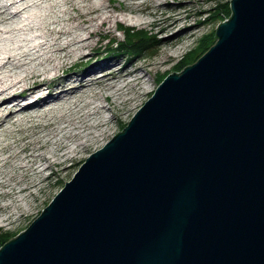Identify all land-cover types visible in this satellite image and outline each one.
Listing matches in <instances>:
<instances>
[{
	"label": "water",
	"instance_id": "95a60500",
	"mask_svg": "<svg viewBox=\"0 0 264 264\" xmlns=\"http://www.w3.org/2000/svg\"><path fill=\"white\" fill-rule=\"evenodd\" d=\"M229 7L0 264H264V0Z\"/></svg>",
	"mask_w": 264,
	"mask_h": 264
},
{
	"label": "bare ground",
	"instance_id": "6f19581e",
	"mask_svg": "<svg viewBox=\"0 0 264 264\" xmlns=\"http://www.w3.org/2000/svg\"><path fill=\"white\" fill-rule=\"evenodd\" d=\"M124 1L121 10L132 13L129 18L114 13L109 0H0V198L9 200L0 204V221L7 219L4 211L10 204H14L11 210L18 211L14 208L19 204L12 200L24 201L32 194L31 187L43 190L48 177L39 176L45 169L77 159L92 144L91 139L100 138L110 122L104 113L113 102L120 104L118 117L126 112L122 105L133 101L128 87L135 83L130 81L139 79L142 88L149 89V78L137 67H121L122 60L114 53L113 57L96 54L93 36L98 35V42L111 34V22L120 16L133 24L154 27L149 35L155 38L177 24L187 33L198 24L189 21L190 5L206 0H173L176 5L170 6L168 0ZM153 5L169 8L173 18L159 24V19L166 20L171 14L162 11L160 17L150 12ZM98 126L100 132L91 134ZM14 127L28 132L11 141L7 136ZM18 139L23 143L16 151L13 147ZM14 158L18 163L11 167L21 171L20 177L7 168ZM29 207L24 205L26 211Z\"/></svg>",
	"mask_w": 264,
	"mask_h": 264
},
{
	"label": "rangeland",
	"instance_id": "374dc122",
	"mask_svg": "<svg viewBox=\"0 0 264 264\" xmlns=\"http://www.w3.org/2000/svg\"><path fill=\"white\" fill-rule=\"evenodd\" d=\"M153 1L156 2L155 0ZM168 1H169L168 2L169 6L176 5L175 1L173 0H168ZM124 2H125L124 0H109L108 6L109 8L115 7L114 9H112L114 13H119L122 15L126 14L125 16L129 18L130 15H133V14L127 12L125 9L124 11L121 10V8L124 7ZM229 2L230 0H206L202 2L201 4L197 2L196 4L193 3L192 5H190V8L188 10L191 13V15H189V21L191 22L196 21V23L198 24L193 29L190 28L191 31L187 33H185V31L187 30L186 28H183V27L179 28L180 24H177V26H174L172 30H169L168 32H158L156 34L158 36L157 38H155L149 35L151 34L150 33L151 30L155 29L154 27H152L151 29L150 25H144V24L137 25L136 22L133 24V22L130 21L129 19H123V17L120 16V18L116 19V22H111V27H112V29L110 30L111 34H106L105 36L101 37V39L98 41L99 43L95 42V40H97L98 38V35L93 36L92 46L96 47L95 49L98 50V51H95L96 54L103 55L105 57L106 56L113 57L114 54H116L115 57L121 58L122 60L120 63L121 67L123 65L131 69H135L137 67V69L140 70V74L143 73L144 76L149 78L148 80L149 89L144 90V88H142L141 86V80L139 79L130 81V82L135 83L134 86L131 85L130 87H128L129 89L127 88L128 95L130 98H131L130 93L133 92L132 94L133 101L131 103H126L122 105L124 107V110H126V112H124L121 116L118 117L117 110L120 107V104L113 102L111 104V110H107L104 113L105 115L110 117L109 119L110 122L105 128L106 131L103 130V132L98 136L100 138H96V139L94 138L93 140L91 139L90 142L92 144L89 145V148L82 151V155L79 156L77 159L67 160L64 163L65 167L62 166L61 164L59 165L57 164V165H52L51 167H48L47 169H45L44 172H42L39 176V177H44V176L48 177V180L45 182V186L43 187L42 191L39 192L35 187H31L32 194L26 195L24 201H22L21 203H18V201H16V198H15V201L12 200V203L17 202V204H19V205L15 204V206L17 205V207L14 208L15 210H18V211L11 210L14 204H10L9 207L4 211V215H7V219L0 221V240H1V235L5 233H9L10 235L11 234L12 235L9 236L6 240H4L3 241L4 243L10 237L15 236L17 233H20V231H23V229L27 227L29 222L32 221V219L35 218L41 212L42 208L45 207L51 199H53V196L59 191L60 188H62L64 182L68 181L71 177H73L72 175L78 169V167L81 166L80 164L84 162L85 158L89 156L90 153L96 151L97 148H100L102 144L105 145L106 141H108L114 134H116L118 131H121V129L127 125L132 115L144 103V101H147L149 99L148 97H150L153 91L156 90V87L159 84V82H161L166 77V75L169 74V72L171 73L172 71L174 72L180 71L183 67H185L188 64L193 63L200 56H202L203 53L210 47V45L215 44L214 42L216 38L214 37L212 39V37L213 35H215L216 25L219 24L220 20L226 19L229 16V14L232 13L229 7ZM153 7L154 5L150 6V9H149L150 12L155 11V13L160 17H162L161 15L162 11L167 10L166 12L169 11L170 13L169 8L167 7L163 9L162 8L156 9ZM68 8L70 9L69 11L72 15H76V12L73 10L71 5H68ZM199 8H202V10L200 11ZM103 9L105 10L106 8H103ZM177 10H182L183 13L187 12L183 8H180V7ZM220 10H222V12ZM138 13H142V12H138ZM169 13H166V14H169ZM140 15H144V14H140ZM173 16L174 14H171V16H169V18L166 20L162 18L159 19V22H160L159 24L165 23L171 20ZM145 17H148V16L145 15ZM118 24H122L124 26H132L137 30L141 29L144 32H146L145 35L148 37H151V42L149 44V47L147 46V48L144 49L142 53H140L137 56L132 55V57H130V55H128L127 52L122 53V54L114 53L111 55H106L104 51L107 49L106 47L109 45L108 43H110L111 41H115V40L117 41V40L123 39L121 35L122 30L121 28L117 26ZM165 36L166 38H171V39H166L164 41L163 38ZM203 39H204L203 42L208 44V46L205 48L204 51L199 52L200 50H203L204 46H206L203 43L202 48H200V50L198 51L199 52L198 54V52H196V49L199 45H201L200 43L202 42ZM85 51H87V49H85ZM192 52L197 57H194L192 59L189 58V60H191L189 62L186 61L185 58L188 57L189 55L191 56ZM75 67H77V65ZM58 72L64 73L63 70H58ZM111 113H112V116H111ZM100 128L101 127L98 126V130L92 129L91 134L95 132L96 133L100 132ZM21 132L27 133L28 130L24 129L23 131H19L17 130V127H14V130L12 131V133L7 136V139L13 141L15 137L17 138L20 137ZM22 143L23 142L18 139L17 144H15L13 147V150H16V151L19 150ZM49 147L50 146H48V148ZM39 151H47V149H44V150L41 149ZM13 162L16 164L18 163L17 159L14 158L11 161L12 164L7 167L9 169L8 171L11 174L14 173L17 177H20L21 171L16 170L14 166L11 167L14 164ZM39 177L35 176L34 178L38 180ZM23 184H25V182H22L21 184L16 185V186H20ZM24 193L27 194V192H24ZM8 201H9L8 197L0 198L1 205ZM24 205H27V207L30 206L29 210L26 211L24 209ZM0 215H3V214H0Z\"/></svg>",
	"mask_w": 264,
	"mask_h": 264
},
{
	"label": "trees",
	"instance_id": "16d2710c",
	"mask_svg": "<svg viewBox=\"0 0 264 264\" xmlns=\"http://www.w3.org/2000/svg\"><path fill=\"white\" fill-rule=\"evenodd\" d=\"M226 6V4H225ZM222 12V10H220ZM119 25V26H118ZM117 26L119 28H121L122 30V37L123 39L121 40H115V41H109L110 43H108L109 45L106 47L107 49L104 51V53L106 55H111L115 52H121V53H126L128 55H130V57H132V55H139L140 53L143 52L144 49L147 48V46L149 47V44L151 42V37H146V32H144L143 30L139 29H135L134 27L132 26H124L122 24H118ZM204 39L202 40V42L200 43L201 45H199L196 49V52H198L200 50V48H202V45H203V42ZM206 46L203 47V50H200L199 52L201 51H204L205 48L208 46V44L204 43ZM117 52V53H118ZM198 52V54H199ZM192 55L186 57V61H191L189 60L194 58V57H197L193 52L191 53ZM12 235V234H11ZM9 233H5L3 235H1V240H0V245L3 244L4 240H6L9 236H11Z\"/></svg>",
	"mask_w": 264,
	"mask_h": 264
}]
</instances>
